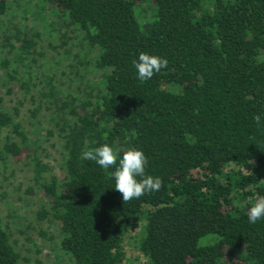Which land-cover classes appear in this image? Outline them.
<instances>
[{
  "label": "trees",
  "instance_id": "16d2710c",
  "mask_svg": "<svg viewBox=\"0 0 264 264\" xmlns=\"http://www.w3.org/2000/svg\"><path fill=\"white\" fill-rule=\"evenodd\" d=\"M141 52L167 68L139 80ZM2 53L0 161H25L43 201L28 242L125 264L141 224L147 264H264V0H0ZM105 143L142 150L161 189L124 203L115 167L81 159ZM15 244L0 216V264H23Z\"/></svg>",
  "mask_w": 264,
  "mask_h": 264
},
{
  "label": "rangeland",
  "instance_id": "374dc122",
  "mask_svg": "<svg viewBox=\"0 0 264 264\" xmlns=\"http://www.w3.org/2000/svg\"><path fill=\"white\" fill-rule=\"evenodd\" d=\"M18 21L22 22L21 18H18ZM41 45L43 47V54L48 59L47 64H51L54 55L51 54L45 44ZM3 56L4 54L2 53L0 57ZM60 68L67 70V66H62V64ZM76 84H78V81L74 82V85ZM15 92L20 97V92L17 89H15ZM2 93L3 91L1 90L0 96H2ZM3 98L6 106L13 103L10 102V99H14L12 96L3 95ZM47 150H51L54 153V150L49 147ZM54 155L56 157L55 153ZM30 185L32 186L31 173L25 161L21 160L19 163L9 164H3L0 161V216L7 225L12 239L16 242L15 249L22 258L23 264H49L54 258L62 260L63 264H69L64 256L54 253L52 245L47 240L39 238L32 244L25 239L24 234L18 232V230H25L27 224L33 223L35 211L40 204H43L40 194L36 189H33L32 196L24 192ZM18 186L20 191L16 193L15 189ZM17 197L21 200H16ZM39 226L45 228L47 233H51L53 236L57 235L54 227L45 226L44 224H40L37 227ZM140 226L141 224H138L135 229L126 230L123 242L127 255L125 264H147V258L139 248Z\"/></svg>",
  "mask_w": 264,
  "mask_h": 264
},
{
  "label": "clouds",
  "instance_id": "9594fccd",
  "mask_svg": "<svg viewBox=\"0 0 264 264\" xmlns=\"http://www.w3.org/2000/svg\"><path fill=\"white\" fill-rule=\"evenodd\" d=\"M168 63L164 57L143 52L139 54L137 60L133 61L137 78L141 81L151 79L154 74L166 69ZM254 120L259 126L261 117L256 115ZM119 155V150L105 143L99 147L84 150L81 159L94 161L102 169L115 167V171L112 173V179L115 182L114 188L122 195L124 203L161 189L163 180L158 176L153 177L146 174L149 160L142 150L128 149L123 152L122 158L118 160ZM262 219H264V196L258 197L248 210L249 223L255 224Z\"/></svg>",
  "mask_w": 264,
  "mask_h": 264
}]
</instances>
